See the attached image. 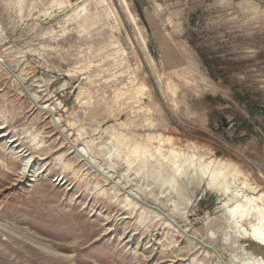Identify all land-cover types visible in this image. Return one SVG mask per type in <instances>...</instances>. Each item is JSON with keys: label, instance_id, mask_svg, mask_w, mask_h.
I'll use <instances>...</instances> for the list:
<instances>
[{"label": "rangeland", "instance_id": "obj_1", "mask_svg": "<svg viewBox=\"0 0 264 264\" xmlns=\"http://www.w3.org/2000/svg\"><path fill=\"white\" fill-rule=\"evenodd\" d=\"M0 127V264H264V0H0Z\"/></svg>", "mask_w": 264, "mask_h": 264}, {"label": "bare ground", "instance_id": "obj_2", "mask_svg": "<svg viewBox=\"0 0 264 264\" xmlns=\"http://www.w3.org/2000/svg\"><path fill=\"white\" fill-rule=\"evenodd\" d=\"M141 87H142V85H141ZM143 89H144V86H143ZM44 108H42V109H44ZM46 109H47V107H46ZM2 129H4V128L0 127V130H2ZM61 129H63V128H61ZM60 131H61V133L65 132L64 130H63V132H62V130H60ZM5 137H7L6 132L0 134L1 139L5 138ZM66 139H67V137H66ZM86 144H88V143H86ZM70 145L76 151V155L79 158H82L84 153L86 152V149L84 147L76 148L72 143H70ZM30 158L32 159V157H30ZM184 158L187 160L188 155H184ZM31 159H29V160H31ZM29 160L25 159L26 165L28 164ZM211 169L213 171H217L216 167L211 166ZM21 175L23 176V174H21ZM210 180H211V182H214L216 180V176L212 174L210 177ZM113 186L117 187L118 185L116 183H113ZM261 198H262L261 196L259 198H253L250 196H245L244 198L239 199L237 194L233 193L232 196L229 198L228 203H225V205H224L227 208V213L229 215V218L232 221V224H233L237 234H240L241 237L244 238V241H243L244 243H246V242L249 243V248L246 246H245V248L249 251H252L253 254L255 253L257 255V257H258L259 253L264 252V243L261 242V239L264 238V234L261 230V227L251 229V230L245 229L242 226L241 221L245 217H248L249 214H251L253 212H257L258 214H260L261 216L264 217V208L259 209L255 205L256 202L262 201ZM126 201H128V200H126ZM0 229H2L1 226H0ZM43 251H44V249H43ZM260 257H261V255H260Z\"/></svg>", "mask_w": 264, "mask_h": 264}, {"label": "trees", "instance_id": "obj_3", "mask_svg": "<svg viewBox=\"0 0 264 264\" xmlns=\"http://www.w3.org/2000/svg\"><path fill=\"white\" fill-rule=\"evenodd\" d=\"M203 62L209 68L210 73H212L211 67L214 65L213 62L207 61L205 58H203Z\"/></svg>", "mask_w": 264, "mask_h": 264}, {"label": "snow or ice", "instance_id": "obj_4", "mask_svg": "<svg viewBox=\"0 0 264 264\" xmlns=\"http://www.w3.org/2000/svg\"><path fill=\"white\" fill-rule=\"evenodd\" d=\"M261 242L264 243V238L261 239Z\"/></svg>", "mask_w": 264, "mask_h": 264}]
</instances>
